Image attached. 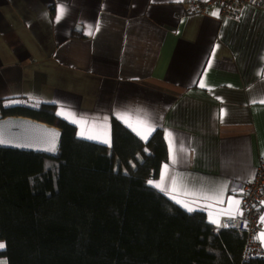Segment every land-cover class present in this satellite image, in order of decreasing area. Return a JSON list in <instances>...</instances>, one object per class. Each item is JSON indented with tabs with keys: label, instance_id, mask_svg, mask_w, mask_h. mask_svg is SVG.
<instances>
[{
	"label": "crops",
	"instance_id": "crops-1",
	"mask_svg": "<svg viewBox=\"0 0 264 264\" xmlns=\"http://www.w3.org/2000/svg\"><path fill=\"white\" fill-rule=\"evenodd\" d=\"M187 8L188 0H0V119L3 106L23 100L53 107L78 138L109 148L114 121L145 144L161 132L168 160L149 185L216 227L234 201L243 211L232 185L251 181L264 158V10L245 6L234 19ZM261 233L264 223V248Z\"/></svg>",
	"mask_w": 264,
	"mask_h": 264
},
{
	"label": "trees",
	"instance_id": "trees-1",
	"mask_svg": "<svg viewBox=\"0 0 264 264\" xmlns=\"http://www.w3.org/2000/svg\"><path fill=\"white\" fill-rule=\"evenodd\" d=\"M60 128L56 157L0 149V257L8 264H264L246 238L219 233L149 181L168 160L161 132L143 143L118 121L111 148L81 140L47 105L2 107Z\"/></svg>",
	"mask_w": 264,
	"mask_h": 264
},
{
	"label": "built area",
	"instance_id": "built-area-1",
	"mask_svg": "<svg viewBox=\"0 0 264 264\" xmlns=\"http://www.w3.org/2000/svg\"><path fill=\"white\" fill-rule=\"evenodd\" d=\"M250 6L264 10V0H188L187 14L208 13L218 10L223 18L240 17L243 7ZM24 103L20 101L18 104ZM233 189L242 195V215L224 219L215 227L217 233L230 229L243 233L246 238L244 259L247 262L264 258V249L258 240L262 231L261 207L264 199V158L261 159L251 181L235 182Z\"/></svg>",
	"mask_w": 264,
	"mask_h": 264
},
{
	"label": "water",
	"instance_id": "water-1",
	"mask_svg": "<svg viewBox=\"0 0 264 264\" xmlns=\"http://www.w3.org/2000/svg\"><path fill=\"white\" fill-rule=\"evenodd\" d=\"M63 140V131L55 126L24 116L0 119V149L23 150L56 157ZM55 145V150H48Z\"/></svg>",
	"mask_w": 264,
	"mask_h": 264
},
{
	"label": "snow or ice",
	"instance_id": "snow-or-ice-1",
	"mask_svg": "<svg viewBox=\"0 0 264 264\" xmlns=\"http://www.w3.org/2000/svg\"><path fill=\"white\" fill-rule=\"evenodd\" d=\"M64 8H60L59 11H58V15H57V20L61 19L64 15ZM212 15L214 16H218L219 13L218 12H213ZM202 75V74H201ZM200 87H206L205 84H203L202 82L200 83ZM260 103L264 104V100L260 101ZM226 114V112L224 110H221V115H224ZM73 122H77L75 120V118H73ZM81 135H84V133L82 132ZM85 138L87 139H95L96 137L95 136H86ZM143 138V137H142ZM104 143H108L110 144V139H105L103 140ZM0 143H3V141H0ZM48 150H51V151H54L55 150V145L53 144L52 148L48 149ZM167 167V166H166ZM149 183H152L151 181ZM154 187L156 188H159L161 191H164V188L162 187L161 184H153ZM185 195H188L189 193H184ZM178 203L180 201H177ZM220 203H223V200H219ZM230 203H232V201H230ZM235 205H236V210L233 212V211H229L228 213H226L227 215H229L230 218H235V215L236 214H239V215H242L243 213L239 211V204H240V201L239 200H236L234 201ZM183 207H185L187 209V211L191 212V211H194L195 209L190 207L188 204H183L182 205ZM213 223L219 225V221L218 220H212ZM262 223H264V220H262ZM259 239H261V242L264 243V233H261V236L259 237ZM5 247V245L3 243H0V249H3Z\"/></svg>",
	"mask_w": 264,
	"mask_h": 264
},
{
	"label": "clouds",
	"instance_id": "clouds-1",
	"mask_svg": "<svg viewBox=\"0 0 264 264\" xmlns=\"http://www.w3.org/2000/svg\"><path fill=\"white\" fill-rule=\"evenodd\" d=\"M20 101H22V100H20ZM20 101H18L16 104H14V105H16V106H23V105H26V104H28L26 101H24V103H21V104H18ZM4 118V117H3ZM246 244V243H245ZM244 250H245V248H244ZM257 259H259V258H257ZM245 260V259H244ZM255 259H253L252 261H254ZM252 261H250V262H252ZM247 262V261H246ZM250 262H247V263H250Z\"/></svg>",
	"mask_w": 264,
	"mask_h": 264
},
{
	"label": "rangeland",
	"instance_id": "rangeland-1",
	"mask_svg": "<svg viewBox=\"0 0 264 264\" xmlns=\"http://www.w3.org/2000/svg\"><path fill=\"white\" fill-rule=\"evenodd\" d=\"M15 116H17V115H15ZM8 117V116H7ZM234 184V183H233ZM233 186V185H232ZM236 217V216H235ZM263 247V246H262ZM264 249V248H263ZM0 262H1V260H0Z\"/></svg>",
	"mask_w": 264,
	"mask_h": 264
},
{
	"label": "bare ground",
	"instance_id": "bare-ground-1",
	"mask_svg": "<svg viewBox=\"0 0 264 264\" xmlns=\"http://www.w3.org/2000/svg\"><path fill=\"white\" fill-rule=\"evenodd\" d=\"M4 244H5V242H3ZM5 246H6V244H5Z\"/></svg>",
	"mask_w": 264,
	"mask_h": 264
}]
</instances>
